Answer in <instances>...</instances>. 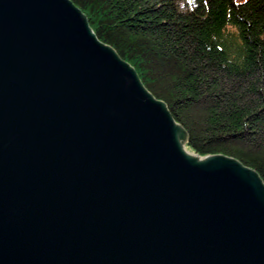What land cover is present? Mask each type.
I'll use <instances>...</instances> for the list:
<instances>
[{
	"label": "water",
	"instance_id": "water-1",
	"mask_svg": "<svg viewBox=\"0 0 264 264\" xmlns=\"http://www.w3.org/2000/svg\"><path fill=\"white\" fill-rule=\"evenodd\" d=\"M180 141L71 0H0V264H264L258 174Z\"/></svg>",
	"mask_w": 264,
	"mask_h": 264
},
{
	"label": "trees",
	"instance_id": "trees-1",
	"mask_svg": "<svg viewBox=\"0 0 264 264\" xmlns=\"http://www.w3.org/2000/svg\"><path fill=\"white\" fill-rule=\"evenodd\" d=\"M167 106L188 150L264 183V0H71Z\"/></svg>",
	"mask_w": 264,
	"mask_h": 264
},
{
	"label": "rangeland",
	"instance_id": "rangeland-1",
	"mask_svg": "<svg viewBox=\"0 0 264 264\" xmlns=\"http://www.w3.org/2000/svg\"><path fill=\"white\" fill-rule=\"evenodd\" d=\"M243 0H237V2H242ZM180 131H181V134H182V136L184 135V133H183V131H182V129L180 128ZM183 140L185 141V137H183ZM184 141H180V146L181 147H183L182 145H185L184 143ZM184 148V147H183ZM185 151V150H184ZM190 153V152H189ZM192 154V153H191ZM194 155V154H193ZM198 159V158H197Z\"/></svg>",
	"mask_w": 264,
	"mask_h": 264
},
{
	"label": "bare ground",
	"instance_id": "bare-ground-1",
	"mask_svg": "<svg viewBox=\"0 0 264 264\" xmlns=\"http://www.w3.org/2000/svg\"><path fill=\"white\" fill-rule=\"evenodd\" d=\"M184 148H185V150L189 153L190 151V149L189 148H187L186 147V145H184ZM189 149V150H188ZM189 154H191V152L189 153ZM200 159H202V160H206L207 159V156H202Z\"/></svg>",
	"mask_w": 264,
	"mask_h": 264
}]
</instances>
